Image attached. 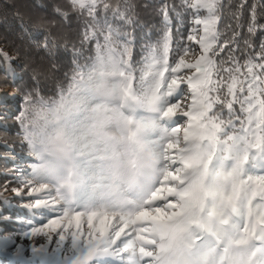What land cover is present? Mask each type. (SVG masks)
<instances>
[{"label":"snow or ice","instance_id":"obj_1","mask_svg":"<svg viewBox=\"0 0 264 264\" xmlns=\"http://www.w3.org/2000/svg\"><path fill=\"white\" fill-rule=\"evenodd\" d=\"M71 2L93 20L83 40L95 42L94 55L83 65L74 61L67 88L53 98L36 88L24 95L16 116L21 146L29 155L34 149L27 108L39 104L45 127L81 174L98 160L128 163L111 148L113 125L130 141L150 129L140 141L148 158L132 161L131 195L85 208L64 204L35 166L15 169L14 196L33 217L24 237L51 242L55 233L64 242L70 234L82 249L77 264L99 257L113 264H264V40L258 51L237 55L235 34L221 39L220 0H184L192 11L187 42L174 41L165 8L161 39L136 60L129 34L108 16L131 23L128 0ZM257 27L254 7L249 33ZM85 102L92 103L82 115ZM134 103L149 114L136 118ZM24 250L17 246L13 256ZM42 251L31 246L34 257Z\"/></svg>","mask_w":264,"mask_h":264},{"label":"trees","instance_id":"obj_2","mask_svg":"<svg viewBox=\"0 0 264 264\" xmlns=\"http://www.w3.org/2000/svg\"><path fill=\"white\" fill-rule=\"evenodd\" d=\"M220 3L218 28L221 39L235 34L239 45L237 55L258 51L264 40V0H220ZM128 4L131 23L114 21L111 13L108 16L110 23L129 34L128 38L134 42L136 60L142 59L149 45L161 39L166 29L165 8L174 41L185 37L187 42L192 11L184 0H128ZM254 7L258 27L253 35L248 29ZM103 16V9H100L97 19L101 24ZM92 24L87 11L74 8L71 0H0V264H77L82 255L79 245L73 246L70 241V234L64 242L58 241L55 233L51 242L42 236L24 237L33 217L14 196L13 189L19 185L12 180L20 175L15 169L23 171L35 166L26 146H21L25 142L18 135L16 116L22 110L24 95L36 88L43 98L51 99L58 87L67 86L75 62L83 65L94 55L95 42L83 40L84 30ZM45 37L49 40L47 48L44 47ZM245 41H250L252 46L246 45ZM10 89L13 93L8 94ZM90 103L85 102L82 115ZM94 162L88 172L95 169ZM4 185L8 186L6 191ZM123 194L131 195V188ZM98 205L100 203L92 195L81 194L72 207ZM95 223L99 224L98 221ZM84 227L86 229V220ZM19 245L25 250L14 257ZM33 245L43 248L37 257L31 253ZM92 264L113 262L99 257Z\"/></svg>","mask_w":264,"mask_h":264},{"label":"clouds","instance_id":"obj_3","mask_svg":"<svg viewBox=\"0 0 264 264\" xmlns=\"http://www.w3.org/2000/svg\"><path fill=\"white\" fill-rule=\"evenodd\" d=\"M67 86L65 87V89ZM110 103H120L110 101ZM135 117L147 115L143 103H134ZM125 115L132 116L128 107L124 108ZM40 113V105H29L27 108L26 123L35 133L33 137L34 149L30 152L31 163L35 165L37 177L50 184L57 192L61 201L69 207L77 203L81 194L92 195L100 204H107L118 199L122 193L131 187L135 170L133 160H147L146 150L141 151L140 141L152 134L150 129H141L137 132L135 141L127 139L128 132L115 125L110 131L117 138L111 143L120 160L127 159V164H120L117 159L95 161V169L81 174L71 166L68 153L62 145L50 135ZM132 129L135 130V124ZM124 139L121 140L120 137Z\"/></svg>","mask_w":264,"mask_h":264},{"label":"rangeland","instance_id":"obj_4","mask_svg":"<svg viewBox=\"0 0 264 264\" xmlns=\"http://www.w3.org/2000/svg\"><path fill=\"white\" fill-rule=\"evenodd\" d=\"M6 90H7V89H6ZM6 90L4 91V93H6ZM7 93H8V94H11V93H13V90L10 89V90L7 91Z\"/></svg>","mask_w":264,"mask_h":264}]
</instances>
